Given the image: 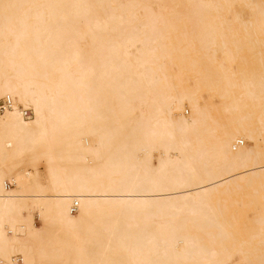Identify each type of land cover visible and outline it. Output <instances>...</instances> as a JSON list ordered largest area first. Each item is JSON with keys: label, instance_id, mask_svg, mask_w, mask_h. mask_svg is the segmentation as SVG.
<instances>
[{"label": "bare ground", "instance_id": "1", "mask_svg": "<svg viewBox=\"0 0 264 264\" xmlns=\"http://www.w3.org/2000/svg\"><path fill=\"white\" fill-rule=\"evenodd\" d=\"M7 96L0 264H264V0H0Z\"/></svg>", "mask_w": 264, "mask_h": 264}, {"label": "built area", "instance_id": "2", "mask_svg": "<svg viewBox=\"0 0 264 264\" xmlns=\"http://www.w3.org/2000/svg\"><path fill=\"white\" fill-rule=\"evenodd\" d=\"M13 105V101L12 99L7 96V97H4L2 100H0V113L4 112L5 110H7L8 108H11ZM32 116V113L30 110H25L24 111V117L28 118V117H31ZM243 144V141H240V142H237L236 143V146H240ZM13 184H11L10 182H8L7 186L8 188H10ZM78 208V203L75 202L72 204L71 206V211L72 212H76ZM16 261L18 263L22 262L21 258L20 257H16Z\"/></svg>", "mask_w": 264, "mask_h": 264}, {"label": "rangeland", "instance_id": "3", "mask_svg": "<svg viewBox=\"0 0 264 264\" xmlns=\"http://www.w3.org/2000/svg\"><path fill=\"white\" fill-rule=\"evenodd\" d=\"M239 6H240V5H237V6H236V9H237V10L240 9L239 11H242V13H244L243 16H244L245 18H248V17H249V13H248V11H247L246 9H242V7H241V6L239 7ZM241 9H242V10H241ZM244 10H245V11H244ZM243 11H244V12H243ZM245 13H246V14H245ZM140 14H142V12H140ZM217 55L221 57V53H220L219 51H217ZM0 99H2V98H0ZM186 109H187V110H186L185 114L188 115V114H189V113H188L189 108L186 107ZM189 111H190V110H189ZM245 144H247L246 141H245ZM40 166H41V165H40ZM43 166H44V165L42 164V166L40 167L42 172H43V169H44ZM76 213H77V212H74V214H76ZM34 216H35L36 220H38V219H37V218H38L37 213H35ZM38 224H40L39 221H38ZM15 258H16V257H14V259H15ZM21 260H22V259H21ZM21 263H22V262H20L19 264H21Z\"/></svg>", "mask_w": 264, "mask_h": 264}]
</instances>
